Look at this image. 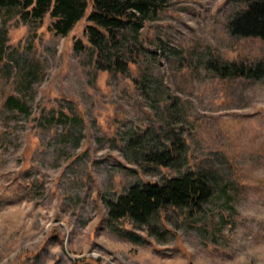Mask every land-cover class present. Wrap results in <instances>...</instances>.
<instances>
[{"label":"rangeland","instance_id":"rangeland-1","mask_svg":"<svg viewBox=\"0 0 264 264\" xmlns=\"http://www.w3.org/2000/svg\"><path fill=\"white\" fill-rule=\"evenodd\" d=\"M244 9L170 0L99 67L74 47L90 5L66 36L0 7V264H264V40L230 32ZM187 173L213 183L200 207L110 219L130 187Z\"/></svg>","mask_w":264,"mask_h":264},{"label":"trees","instance_id":"trees-1","mask_svg":"<svg viewBox=\"0 0 264 264\" xmlns=\"http://www.w3.org/2000/svg\"><path fill=\"white\" fill-rule=\"evenodd\" d=\"M244 2L246 9L234 17L229 24L230 32L238 37H258L264 40V0H232ZM170 0H0V7L19 5L22 16L29 18H44L47 14L53 19L49 25L56 34L68 35L83 18L90 5L84 29L85 40L75 41L77 50L93 48L96 61L102 67L100 60L105 48L118 49L129 32L137 31L150 18L159 15ZM116 68L121 65L118 54L113 57ZM134 65L135 60H129ZM213 65V64H211ZM260 67V66H258ZM109 71L108 67H104ZM252 67L244 63H233L230 72L238 76H252ZM229 68L221 71L226 75ZM175 143L171 144V149ZM166 153H155L150 159L168 164L170 159ZM213 183L203 173H187L173 176L164 182H146L144 185H134L121 194L115 201H110L109 217L121 220L129 217L137 224H147L152 216L162 207L198 208L213 194Z\"/></svg>","mask_w":264,"mask_h":264},{"label":"water","instance_id":"water-1","mask_svg":"<svg viewBox=\"0 0 264 264\" xmlns=\"http://www.w3.org/2000/svg\"><path fill=\"white\" fill-rule=\"evenodd\" d=\"M84 264H90V263H84Z\"/></svg>","mask_w":264,"mask_h":264}]
</instances>
